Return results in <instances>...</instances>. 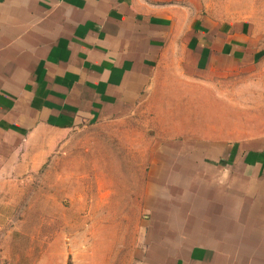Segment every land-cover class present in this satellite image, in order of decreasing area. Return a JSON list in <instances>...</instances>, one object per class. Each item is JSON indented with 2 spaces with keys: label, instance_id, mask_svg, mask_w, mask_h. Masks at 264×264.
Returning a JSON list of instances; mask_svg holds the SVG:
<instances>
[{
  "label": "rangeland",
  "instance_id": "1",
  "mask_svg": "<svg viewBox=\"0 0 264 264\" xmlns=\"http://www.w3.org/2000/svg\"><path fill=\"white\" fill-rule=\"evenodd\" d=\"M172 1L191 17L249 20L264 46V0ZM200 76L218 94H146L4 162L0 264H169L198 243L219 264H264L262 178L238 194L234 164L211 152L264 141V57Z\"/></svg>",
  "mask_w": 264,
  "mask_h": 264
},
{
  "label": "crops",
  "instance_id": "2",
  "mask_svg": "<svg viewBox=\"0 0 264 264\" xmlns=\"http://www.w3.org/2000/svg\"><path fill=\"white\" fill-rule=\"evenodd\" d=\"M253 26L191 17L172 0H0V166L32 155L46 131L128 113L146 94H218L200 75L263 58ZM229 151L213 157L234 164L236 192L262 178L264 195V141ZM220 256L198 243L177 248L169 264H219Z\"/></svg>",
  "mask_w": 264,
  "mask_h": 264
}]
</instances>
